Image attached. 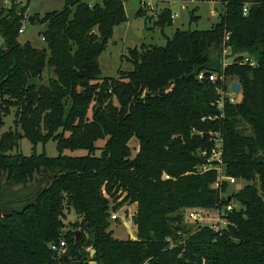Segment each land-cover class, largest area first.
Listing matches in <instances>:
<instances>
[{
    "label": "trees",
    "instance_id": "trees-1",
    "mask_svg": "<svg viewBox=\"0 0 264 264\" xmlns=\"http://www.w3.org/2000/svg\"><path fill=\"white\" fill-rule=\"evenodd\" d=\"M128 1L64 0L36 16L46 48L19 41L27 5L11 0L0 10V129L3 113L15 117V130L0 136V191L36 185L23 212L0 216V264H264V0H221L210 29H177L165 45L130 48L123 58L133 69L102 77L100 58L129 20ZM150 20L162 31L174 23L168 7ZM228 46L241 56L217 73L211 65ZM255 51L256 63H245ZM47 67L53 76L38 83ZM233 81L242 86L234 103ZM217 138L225 173L247 183L236 192L205 169L203 152ZM50 140L57 156L45 150ZM133 205L136 239H119L111 215ZM191 209L219 210L229 224L194 230L185 222ZM62 240L69 257L52 248Z\"/></svg>",
    "mask_w": 264,
    "mask_h": 264
},
{
    "label": "rangeland",
    "instance_id": "rangeland-1",
    "mask_svg": "<svg viewBox=\"0 0 264 264\" xmlns=\"http://www.w3.org/2000/svg\"><path fill=\"white\" fill-rule=\"evenodd\" d=\"M9 0H0V10L2 8L8 7L7 4ZM27 5L26 19L23 22L24 32L20 33L19 41L21 43L31 42L37 48H46L47 44L43 40L41 32L46 28V25L38 20L35 23H32L29 20L30 16H38L43 18L46 13L52 11H59L62 9L64 0H18V2ZM127 13L129 15V23H123L115 29V32L108 42L107 49L105 50L103 56L100 58V68L102 77H117L120 70L129 71L133 69V65L126 61L123 58V55L128 53L130 48L140 47L141 45L149 44H158L165 45L167 42L166 37H171L177 29L180 30H206L210 29L216 23L219 22L220 14L224 11V6L219 1L215 0H167L161 2H155L153 0H148L147 10L148 15L139 17L134 14V11L129 9V3L126 2ZM169 7L173 9V12H177L178 16H175V20L172 26L167 27L162 31L159 27L154 26V21L150 20L153 16H156V13L161 9ZM198 19L196 21L191 20L192 11H194ZM213 12H216L217 15H212ZM149 18V19H148ZM224 52V51H223ZM223 53L220 57H217L212 63L211 67L217 70V73H220L224 70V63L234 62V58L241 56L239 53H235L231 46L226 48V54ZM245 57H252L253 59L257 58L258 52L253 53L246 52L244 53ZM230 56V57H229ZM53 76V71L48 67L44 70L43 75L38 83L47 84L50 77ZM236 97L241 98V93L237 94ZM3 106L0 103V107ZM11 114L4 115V126L0 129V136L2 133L8 130H15L14 123V109L11 110ZM104 141L101 140L98 145L102 146ZM136 146L135 152L138 150L137 143H134ZM20 148L25 155H31L33 153V145L26 138H22L20 141ZM43 145L39 144L37 146V152L43 151ZM45 150L49 156H57V142L50 140L46 146ZM100 151L98 152V154ZM66 154L73 156L85 155V151H66ZM247 183L244 181H239L232 186V192H236L243 188ZM36 189L35 184H30L26 189L23 187L11 189H4L3 192L0 191V203H5L8 200H13L12 205L22 206L27 200L33 199L34 190ZM8 197H13V199H8ZM122 208L116 213L119 215L118 219L110 220V230H113L114 236L119 239L132 238L136 239L137 230L132 221V216L135 212V207ZM127 210V211H126ZM213 215V214H212ZM77 215L72 212L69 213L67 222L75 221ZM185 222L193 225V229L197 228V224L194 220L185 218ZM89 250H91L89 248ZM92 255L94 253H91ZM91 255V256H92ZM72 264H76L73 262ZM89 264H94V261H91Z\"/></svg>",
    "mask_w": 264,
    "mask_h": 264
},
{
    "label": "built area",
    "instance_id": "built-area-1",
    "mask_svg": "<svg viewBox=\"0 0 264 264\" xmlns=\"http://www.w3.org/2000/svg\"><path fill=\"white\" fill-rule=\"evenodd\" d=\"M10 1H7V4H10ZM141 1V6L145 5L146 3H148V0H140ZM215 1H221V0H215ZM248 11V7L245 6L244 8V13H247ZM24 32V26L21 27L20 29V33ZM226 38H229V35L226 36ZM44 40V38H43ZM226 48H224V55L227 56L226 54ZM228 57V56H227ZM230 57V56H229ZM235 59V58H234ZM244 62L245 63H251V64H255L256 61L255 59H253L252 57H245L244 58ZM230 64V63H228ZM227 62L224 63V68L228 65ZM218 74L213 72L211 74H209V79L211 81H216L218 78ZM198 78L200 80L206 78L205 73L201 72L198 76ZM222 80L224 79L223 76L221 78ZM229 95V99L232 103H234L236 101V94H234L231 91L230 88V92L227 93ZM223 95H225V93H223ZM225 98V97H223ZM219 106L223 107V100L219 101ZM210 119L212 117H209ZM216 140V146L214 148H212V150L210 152L208 151H204L203 155L207 156V163L205 165V169H212V168H216L218 170L219 173V180L220 181H227L230 184H235L237 182L235 177L232 176H228L225 173V168H224V163H223V159H222V143H221V138H217ZM164 179H171V176L169 174H164ZM227 210L231 211L232 210V205L229 204L227 206ZM213 214V215H212ZM118 214L117 213H112L111 217L112 219H118ZM187 217L188 219H190L191 221L194 220L195 223L197 224V227H199V224H208L212 230H214L215 232H220L222 231L225 227H227V225L229 224V221L223 216V213L218 211H207L204 209H191L187 211ZM54 251L57 252H66V242L65 240H62L59 244H55L52 246ZM94 264H96L94 262ZM144 264H149L148 261H146Z\"/></svg>",
    "mask_w": 264,
    "mask_h": 264
},
{
    "label": "water",
    "instance_id": "water-1",
    "mask_svg": "<svg viewBox=\"0 0 264 264\" xmlns=\"http://www.w3.org/2000/svg\"><path fill=\"white\" fill-rule=\"evenodd\" d=\"M137 4V8L136 10H138L141 7V1L140 0H132V5ZM29 20L32 23L36 22V16H30ZM2 44V41L0 39V46ZM231 91L234 94H240L242 92V86L240 84L239 81H233L231 83ZM1 196V195H0ZM8 199H13V197H8ZM232 197H228V201H231ZM13 200H8L5 203H0V216L4 217V216H10L13 213H18V212H23L25 210V208L27 207V205L23 204L22 206H17V205H12ZM77 235L79 236L80 233L78 232ZM92 252L95 253V249H92ZM65 257H69L70 256V251L66 250V252L64 253Z\"/></svg>",
    "mask_w": 264,
    "mask_h": 264
},
{
    "label": "crops",
    "instance_id": "crops-1",
    "mask_svg": "<svg viewBox=\"0 0 264 264\" xmlns=\"http://www.w3.org/2000/svg\"><path fill=\"white\" fill-rule=\"evenodd\" d=\"M151 1V0H150ZM153 1H155V2H161L160 0H153ZM164 1V0H163ZM165 1H167V0H165ZM220 3H222L221 1H219ZM128 3H129V9H131V10H133L134 11V14L136 15V12H135V10H136V8H137V4H134V5H132V0H129L128 1ZM223 4V3H222ZM223 6H224V4H223ZM125 7H126V5H125ZM169 8V7H168ZM171 9V8H170ZM172 10V14H173V19L175 20V16L177 17L178 16V14H177V12H173V9H171ZM126 11H127V7H126ZM127 15H128V13H127ZM212 15H217V13L216 12H213L212 13ZM128 18H130L129 17V15H128ZM127 24L129 23V20H128V22H126ZM117 28V27H116ZM131 207H135V212H136V205H133V206H131ZM130 209V208H129ZM134 212V213H135ZM136 227V226H135ZM136 230H137V228H136ZM91 253H93L92 252V250H91Z\"/></svg>",
    "mask_w": 264,
    "mask_h": 264
}]
</instances>
